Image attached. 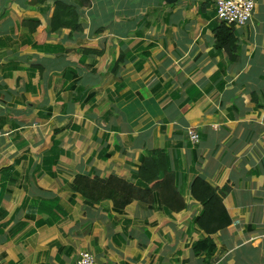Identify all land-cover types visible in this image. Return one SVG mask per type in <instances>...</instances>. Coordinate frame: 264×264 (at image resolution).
Returning a JSON list of instances; mask_svg holds the SVG:
<instances>
[{"label":"crops","instance_id":"1","mask_svg":"<svg viewBox=\"0 0 264 264\" xmlns=\"http://www.w3.org/2000/svg\"><path fill=\"white\" fill-rule=\"evenodd\" d=\"M89 1L81 32H54L56 0H0V264H76L83 251L96 264H264V0L232 54L209 0ZM157 149L183 210L116 211L73 189L95 171L135 184ZM198 176L232 220L211 257L194 249L209 236Z\"/></svg>","mask_w":264,"mask_h":264},{"label":"trees","instance_id":"2","mask_svg":"<svg viewBox=\"0 0 264 264\" xmlns=\"http://www.w3.org/2000/svg\"><path fill=\"white\" fill-rule=\"evenodd\" d=\"M89 5V0H56L51 30L57 32L69 28L72 32H81L83 30L80 21L81 8ZM212 14L215 16L212 25L217 47L232 54L238 45L235 27L219 21L216 18L215 7ZM94 52L99 53L100 51ZM122 62L124 61L120 56L114 65V71ZM56 163L57 161H53L52 164ZM137 177L138 181L134 184L116 175L102 179L95 171L93 177L92 175L77 176L73 189L82 195L88 205L111 200L116 211L124 210L129 203L135 200L149 204L159 200L162 209L168 214L187 207L178 186H176V175L169 169L167 154L163 149L153 150L147 157L142 158ZM190 190L193 198L202 206L201 214L195 219V222L209 235L194 245L195 253L199 255L204 252L206 257H211L215 254L216 246L210 235L226 229L232 220L218 189L204 177H196L191 183Z\"/></svg>","mask_w":264,"mask_h":264},{"label":"built area","instance_id":"3","mask_svg":"<svg viewBox=\"0 0 264 264\" xmlns=\"http://www.w3.org/2000/svg\"><path fill=\"white\" fill-rule=\"evenodd\" d=\"M216 9L219 21L233 25L235 28L246 25L253 17L257 0H210ZM188 138L194 145L200 142V136L194 129H188ZM76 264H96L95 256L83 251Z\"/></svg>","mask_w":264,"mask_h":264},{"label":"water","instance_id":"4","mask_svg":"<svg viewBox=\"0 0 264 264\" xmlns=\"http://www.w3.org/2000/svg\"><path fill=\"white\" fill-rule=\"evenodd\" d=\"M179 0H165V2L169 5L177 3Z\"/></svg>","mask_w":264,"mask_h":264}]
</instances>
